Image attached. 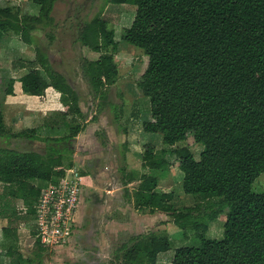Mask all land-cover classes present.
Segmentation results:
<instances>
[{"label": "trees", "instance_id": "trees-1", "mask_svg": "<svg viewBox=\"0 0 264 264\" xmlns=\"http://www.w3.org/2000/svg\"><path fill=\"white\" fill-rule=\"evenodd\" d=\"M36 15L0 7V40L8 32L31 45L34 32L54 27V5L59 0H29ZM132 5L135 14L121 40L142 51L145 68L136 79L140 94L149 99L150 120L146 133L160 134L172 147L190 136L202 146L196 160L187 146L156 151L144 147L141 167L166 173L174 163L182 173V190L192 195L193 206L175 209L173 193L157 190L158 176L142 174L129 201L135 208L159 212L171 219L183 235L192 231L198 246L175 249L170 264H264V190L252 185L264 173V0H107ZM46 37L52 40L51 33ZM77 42L96 60L81 61V76L95 97L102 100L113 85L118 68L113 61L117 44L100 15L78 27ZM111 50L112 53H108ZM22 68L26 67L21 65ZM18 82L23 94L42 97L48 88L60 96L63 111L49 129L59 137H40L37 128L12 132L5 127L3 103L13 96V78H0V182L13 186L8 195L24 201L13 211L3 232L33 221L40 189L56 184L73 166L71 142L83 130V112L77 91L58 72L45 50L34 46V59ZM69 118V119H68ZM11 140L43 141V153L18 150ZM174 157V163L167 157ZM123 175L124 168L118 169ZM123 186L135 181L133 172L122 177ZM42 183L31 186L29 182ZM128 200V199H127ZM7 210V205L4 206ZM224 211L221 239L206 237L209 223ZM31 234L35 236L32 226ZM35 256H16L12 264H42L44 251L35 239ZM171 248L166 234H137L118 249L120 264H156L157 255Z\"/></svg>", "mask_w": 264, "mask_h": 264}, {"label": "rangeland", "instance_id": "rangeland-1", "mask_svg": "<svg viewBox=\"0 0 264 264\" xmlns=\"http://www.w3.org/2000/svg\"><path fill=\"white\" fill-rule=\"evenodd\" d=\"M0 7L19 10L21 14L27 15H36L38 12V7L29 0H0ZM98 14L105 21L107 30L113 32V40L117 44L113 61L118 68V76L114 84L106 89L104 100L94 96L82 78L80 69L83 59L96 60L98 54L77 42L78 27ZM134 14V6L113 5L107 0H59L52 12L54 27L33 34L36 45L45 50L52 66L77 91L83 112L82 118L78 120L83 130L70 145L73 166L65 169L62 177L67 182H77L80 189V200L73 223L70 224L71 235L62 245L43 247L44 251L39 255L42 264H120L115 259L118 249L137 234L168 236L171 248L160 254L156 264H170L177 248L199 245L192 231L183 235L165 214L148 222L147 210L135 208L133 202H126L138 187L139 177L147 173L158 176V191L173 193L172 204L175 209L193 206L196 199L183 192L182 173L174 163L173 156L167 157L174 163L172 168L158 174L142 169L141 155L146 145H151L158 152L187 146L196 160L202 151V146L195 144L190 136L185 142L168 147L162 143L160 134L143 130V123L150 120V104L149 99L138 91L136 79L143 72L147 58L141 50L121 40L123 30L130 27ZM46 32L51 33L52 40L46 37ZM35 43L26 45L12 32L4 34L0 40V78H13L14 86L20 87L18 79L29 70L27 65L34 59ZM21 65L26 67L22 68ZM20 91L16 88L13 97L4 100L5 127L12 132L37 128L40 137L63 135L64 131L57 133L48 128L53 122L61 120L56 115L63 111L59 94L48 90L44 97H34ZM10 145L18 150L40 153L45 149L43 141L11 140ZM120 168L125 169L123 175L133 172L135 181L123 186ZM29 183L31 186H42V183L35 181ZM11 188L13 186L0 182V264H12L16 260V256L7 254L9 247L15 248L23 258H37L34 245L37 238L31 234L34 220L22 225L19 223L12 233L3 232L13 211L25 207L24 201L12 199L8 195ZM252 190H264V173L255 180ZM29 201L35 210L37 201L32 197ZM225 212L209 223L207 238H222ZM114 220L119 223V228L113 226Z\"/></svg>", "mask_w": 264, "mask_h": 264}, {"label": "built area", "instance_id": "built-area-1", "mask_svg": "<svg viewBox=\"0 0 264 264\" xmlns=\"http://www.w3.org/2000/svg\"><path fill=\"white\" fill-rule=\"evenodd\" d=\"M64 177L56 184L48 183L40 191L35 207L33 227L42 247L62 245L70 237L80 189L78 183Z\"/></svg>", "mask_w": 264, "mask_h": 264}, {"label": "crops", "instance_id": "crops-1", "mask_svg": "<svg viewBox=\"0 0 264 264\" xmlns=\"http://www.w3.org/2000/svg\"><path fill=\"white\" fill-rule=\"evenodd\" d=\"M19 86H20V84H19ZM16 88H17V90H21V86L20 87H18V86H14L13 85V91L14 92H16ZM48 90H53L52 88H48L46 91H45V94L48 92ZM20 92H22V91H20ZM13 96H7L6 97V99L5 100H10L11 98H12ZM42 97H44V96H42ZM47 103H48V101H47ZM127 202V201H126ZM127 204H128V202H127ZM149 214V213H148ZM133 216H135V215H133ZM156 216H164V214H162V213H153V214H149V216H148V219H146L148 222L149 221H152L153 220V218H156ZM112 224H113V226L115 227V228H119V223H117L115 220L112 222ZM117 230V229H116ZM116 230H114V231H116ZM117 232V231H116ZM160 254L161 253H159L158 255H157V259H158V257L160 256ZM156 259V260H157Z\"/></svg>", "mask_w": 264, "mask_h": 264}]
</instances>
